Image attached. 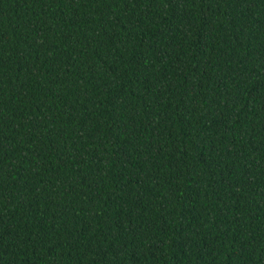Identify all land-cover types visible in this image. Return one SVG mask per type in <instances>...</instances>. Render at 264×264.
<instances>
[{"label": "trees", "instance_id": "trees-1", "mask_svg": "<svg viewBox=\"0 0 264 264\" xmlns=\"http://www.w3.org/2000/svg\"><path fill=\"white\" fill-rule=\"evenodd\" d=\"M0 264H264V0H0Z\"/></svg>", "mask_w": 264, "mask_h": 264}]
</instances>
